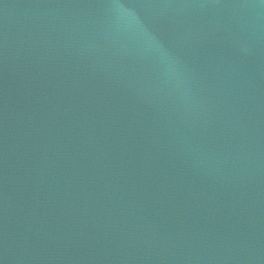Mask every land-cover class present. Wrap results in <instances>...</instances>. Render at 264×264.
<instances>
[{
    "label": "water",
    "instance_id": "95a60500",
    "mask_svg": "<svg viewBox=\"0 0 264 264\" xmlns=\"http://www.w3.org/2000/svg\"><path fill=\"white\" fill-rule=\"evenodd\" d=\"M0 264H264V0H0Z\"/></svg>",
    "mask_w": 264,
    "mask_h": 264
}]
</instances>
